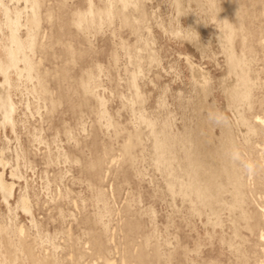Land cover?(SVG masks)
I'll return each instance as SVG.
<instances>
[{
  "label": "rangeland",
  "instance_id": "374dc122",
  "mask_svg": "<svg viewBox=\"0 0 264 264\" xmlns=\"http://www.w3.org/2000/svg\"><path fill=\"white\" fill-rule=\"evenodd\" d=\"M0 23L32 65L0 47L4 264H264V0H0Z\"/></svg>",
  "mask_w": 264,
  "mask_h": 264
},
{
  "label": "bare ground",
  "instance_id": "6f19581e",
  "mask_svg": "<svg viewBox=\"0 0 264 264\" xmlns=\"http://www.w3.org/2000/svg\"><path fill=\"white\" fill-rule=\"evenodd\" d=\"M260 1V0H259ZM37 2V1H36ZM257 2V1H256ZM34 3H35V1H34ZM36 4V6H37V3H35ZM7 7V6H6ZM8 8H10V7H8ZM15 8V7H14ZM22 8H24V7H22ZM10 9H13L12 7L10 8ZM18 9V8H17ZM30 9V8H29ZM36 9V8H35ZM38 9V8H37ZM19 11V13L22 11V10H20V9H18ZM8 11H9V9H8ZM17 11V10H16ZM24 11V10H23ZM12 12H13V10H12ZM26 13H27V11H25ZM29 13H30V11H28ZM17 13V12H16ZM32 13V12H31ZM10 14V13H9ZM14 15H15V13H13ZM21 14H22V12H21ZM23 15H24V12H23ZM27 15H28V13H27ZM27 15H25V16H27ZM30 15V14H29ZM20 16V15H19ZM18 16V18H20ZM22 16V15H21ZM25 16H23L22 18L24 19V18H26ZM34 16H35V14H34ZM34 16H31V18H33ZM10 17V16H9ZM30 17V16H29ZM27 18H28V16H27ZM26 18V19H27ZM35 18H36V16H35ZM20 20V19H19ZM18 20V21H19ZM25 20V19H24ZM20 21H23V20H20ZM28 21V20H27ZM25 22V25H26V21H24ZM22 23V26H24L23 24V22H21ZM33 23V26L31 25V23L29 22V24H28V26L30 25V27H35V25H34V22H32ZM18 24V23H17ZM3 24L2 23H0V31H1V26H2ZM20 26V25H19ZM27 26V27H28ZM21 27V26H20ZM26 27V26H25ZM24 27V28H25ZM28 29V28H27ZM30 31H31V29H30ZM27 33V32H26ZM29 33V32H28ZM33 33V32H32ZM30 36V34L28 35V37ZM31 37V36H30ZM33 38V37H32ZM29 39V38H28ZM31 39H29V41H30ZM32 41V40H31ZM27 44H28V42H27ZM29 45V44H28ZM0 47L3 49V51H4V53L6 54V59H7V63H6V68L5 69H8L9 67H11V68H13V69H15V71H17V70H19V68L17 67V65L20 63V62H23V66H24V68H22L21 70H19V71H23V73H25L26 74V76H29L30 74H31V71H32V65H31V57L28 55V54H25V56H24V58H23V61H21L20 60V53H18L19 54V56L17 57L16 55H14L10 50H8V47H4V46H2V44H1V40H0ZM30 48H32L31 46H30ZM30 50V49H29ZM32 50H30V52H31ZM29 52V51H28ZM27 52V53H28ZM32 55V54H31ZM19 71H17L18 73H19ZM20 76V75H19ZM32 76L30 75V78H31ZM27 78H29V77H27ZM29 78V79H30ZM2 89V88H1ZM2 106H7V104H6V101H5V99H4V92H3V90H0V107H2ZM127 152V151H126ZM127 154H128V152H127ZM9 196H11V189H8V191L6 190L5 192H4V198L6 199V201H7V198L9 197ZM7 203V202H6ZM15 232H16V230L14 229V228H12L11 226H8V225H6V224H4V225H0V236L4 233V234H6V235H8L9 237H11V236H13L14 234H15ZM8 246H9V248L10 247H12L13 246V240H9V243H8ZM2 255L3 254H0V257H2ZM6 262V258H5V256L3 255V258L2 259H0V264H4Z\"/></svg>",
  "mask_w": 264,
  "mask_h": 264
}]
</instances>
